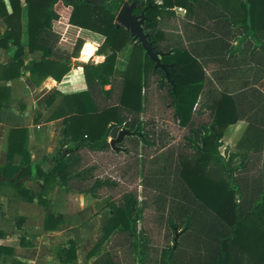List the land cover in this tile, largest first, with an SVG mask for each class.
<instances>
[{
	"label": "trees",
	"instance_id": "1",
	"mask_svg": "<svg viewBox=\"0 0 264 264\" xmlns=\"http://www.w3.org/2000/svg\"><path fill=\"white\" fill-rule=\"evenodd\" d=\"M25 1L29 38L21 43L16 39L20 30L10 22L16 12L20 15L21 0H9L12 13L0 0V17L14 27L0 40L17 46L15 62L4 67L9 79L22 75L25 46L42 52L30 68L36 83L48 76L61 81L85 38L103 37L99 54L105 59L81 65L88 88L64 95L49 117L63 118L65 127L53 168L37 166L32 176L29 130L12 128L0 178L18 176L0 185L11 183L29 201L35 196L20 182L24 177L43 180L42 196L59 179L68 192L110 197L111 216L89 255L108 245L91 264H230L233 246L249 241L251 220L264 210V90L259 86L264 28L254 31L245 24L243 30L244 24L214 0ZM125 1L137 2L135 13L146 8L143 28L165 68L156 67L138 39L116 21ZM243 5L252 20H264V0ZM175 6L186 9L182 17L171 10ZM69 25L83 29L85 36L79 35L69 56L60 58L44 29L54 37L70 36ZM129 46L126 67L116 68L119 52ZM239 120L263 141L253 140V151L224 156L219 151L223 132ZM122 129L130 133L115 148L109 138ZM15 154L21 155L16 165ZM41 202L49 204L46 197ZM60 222L61 216L49 214L44 227L56 229ZM158 228L170 230L173 243L154 245L152 232ZM13 250L0 245V256ZM59 257L61 264H75L76 242L62 247Z\"/></svg>",
	"mask_w": 264,
	"mask_h": 264
},
{
	"label": "crops",
	"instance_id": "2",
	"mask_svg": "<svg viewBox=\"0 0 264 264\" xmlns=\"http://www.w3.org/2000/svg\"><path fill=\"white\" fill-rule=\"evenodd\" d=\"M5 1L7 4L8 12L12 13V6L9 3V0ZM156 1L158 3H162V0ZM214 1H216L219 6L227 10L231 15H234L238 22H241L242 26L244 24V27H242L243 30H245V24L249 27H253L254 31L264 28V20L259 21L257 17H254L252 20L251 14H248V7L243 5L244 0H227L228 2H226V0ZM21 5L22 10L20 12V15L16 12L14 16L10 17V22L11 25L17 27L20 30L19 37L16 35V39L21 43H26L29 38L28 5L25 0H21ZM171 10H173L175 14L180 17H182L186 12V9L181 6H175ZM5 18L6 17L3 16L0 17V36L4 34L7 29H14V27L8 25ZM69 26L70 29H72L70 36L59 35L57 37H54L51 36L50 29H44L45 33L47 34L48 43H52L53 45H55L54 54L57 57L67 58L70 54V51L72 50L75 39L82 34V31H84L81 28H77L71 25ZM81 36L84 37L85 35L82 34ZM102 41L103 37L98 34L90 38H85L83 45H97L95 53L90 57L88 61H85L81 59L80 50L77 57L71 58L73 61V67L61 81L58 82L53 77L48 76L40 83H36L32 79L30 68L35 61H39L41 59L42 52L40 50L30 51L29 47L25 46L23 55L21 56L24 61V66L21 67L22 75L16 78L9 79L4 67L9 66L15 62L14 56L17 46L12 41L6 43L5 41L0 40V103H4L0 108V167L5 165L7 161V149L10 130L16 127H26L29 130L28 149L32 159V176H35L37 166H39L44 171L53 168L57 161V158L59 157L62 143L65 138V127L62 122L63 118L50 120L49 117L53 113H50V111L55 110V108H58L60 105H62L64 95L85 91L88 88L85 73L81 65L88 62L99 63L104 61L105 54H99V47ZM234 44H236V40L234 41ZM126 64L127 58L122 65H120L119 61H117L116 68L124 69L126 67ZM207 74L209 76H212V73L209 69H207ZM259 86L262 90H264V78L260 81ZM106 88H109V85H106ZM55 91H58L59 94L52 103H49L47 99ZM247 128L248 123L243 120H239L225 128L221 139L222 146H220L219 148V151L222 155L228 156L230 152L234 151H239L242 153L250 150L253 151L255 147L251 144L253 140L258 141L259 143L263 141V136L261 134L256 135V133L254 132H248ZM171 130L172 134L178 133V130L174 129L173 127L171 128ZM174 130L176 131V133H174ZM244 135H247L249 145H251V147L246 146L242 147L240 150H232L231 148L237 146L238 143L244 138ZM110 139L112 138L110 137L109 140ZM71 143L72 142L68 143L67 146H70ZM224 145L227 150L222 151L221 147H223ZM227 146H231V148L228 150ZM20 161L21 155L15 154L13 163L16 165L19 164ZM17 176L18 174H16L12 178L2 176L0 178V181L6 178L7 181H9L16 178ZM20 182L34 193L35 198L33 201H29L23 199L20 196L21 199L18 205L20 217H18L19 225L17 224V227L18 230L23 233L20 235L17 243L9 241L11 234L4 224L5 219L0 215V231L3 233V235L0 236V245L9 246L14 249L13 254L10 256H5L4 254H2L0 256V260L12 258V261H14L15 264H31V262L28 261L27 258H21V251L32 250V248L34 249L36 240L40 236L50 237L53 234L67 235L69 233H72V230H69L70 228L64 230L60 229L65 226V218L62 214L63 211L61 210V208L65 207V204L67 203V197L70 194H76L80 200H83L86 196H92L76 191H66L64 185L61 181H59V179L53 182L46 196L41 195V190L43 189V180L34 177H24L20 180ZM36 185L39 187V195H37V190L34 187ZM7 188L15 190L14 186L9 182L0 185V200L7 199L6 194L4 195L1 192V190H6ZM57 195L58 199L56 200ZM43 197L47 198L49 203L48 206L42 204L41 200L43 199ZM92 198L97 200L103 199L95 197ZM34 201H38V204ZM32 205H36L39 208L41 207V209L43 208L42 210H44L42 213H38L40 216L39 224L38 226H36V228L38 229V233H35L33 231L26 233L25 230H30V228L26 229V224L22 225L23 219L28 218L27 216L31 215L28 208ZM108 208L111 212L109 206ZM49 214L62 217V222L59 223L56 229H46L44 227L45 218ZM70 240H74L77 245V240L74 236H69L67 237L66 241L60 242L56 245L54 259L58 264H61V258L59 257L61 248L66 247ZM95 258L96 256L92 257V260L89 262V264H91ZM75 264H79L78 252L77 262Z\"/></svg>",
	"mask_w": 264,
	"mask_h": 264
},
{
	"label": "rangeland",
	"instance_id": "3",
	"mask_svg": "<svg viewBox=\"0 0 264 264\" xmlns=\"http://www.w3.org/2000/svg\"><path fill=\"white\" fill-rule=\"evenodd\" d=\"M226 2L228 1L226 0ZM131 3L132 2L125 1L124 5L129 6ZM96 49L97 45H84L81 49V59L88 61L91 56L86 58L84 54L88 52H93L94 54ZM130 51L131 47L129 46L126 50L119 52L118 61L120 65L126 61ZM53 111L54 110H51L50 113ZM174 133H176L175 130ZM246 146L251 147V145H249L247 135H244V138L238 143L237 146L234 148H231V146L227 147L228 150L230 148L232 150H240L242 147ZM221 150H227L225 145L221 147ZM34 187L37 190V195H39V187L37 185ZM6 190H1L4 195L6 194L7 197H5L7 199L0 200V215L5 219L4 224L11 234L9 241L17 243L20 235L23 233L19 231L17 227V224L19 225L18 217H20L18 205L21 197L14 189L7 188ZM57 199L58 195L56 196V200ZM109 201L110 197L97 200L90 196H86L85 199L80 200L76 194H70L67 197V203L65 204V207L61 208L63 211L62 214L65 218V226L60 229L64 230L70 228L69 230H72V233L67 235L53 234L50 237L40 236L36 240L34 249L32 248V250L21 251V258H27L31 264H58L54 259L56 245L60 242L66 241L67 237L74 236L77 240L79 264H89V262L92 260V257L102 253L108 245L107 242H105L95 255H89L90 251L97 244L98 238L102 234L101 230L103 225L111 216V212L108 208ZM34 202L38 204V201ZM28 209L31 215H28V218L23 219L22 225L26 224V229L30 228V230H25L26 233L32 231L38 233V229L36 228L40 219L38 213H42L44 210H42L43 208L41 209V207L39 208L36 205L29 206ZM251 225L253 226L252 232L247 231L248 233L245 235L249 241L244 242V240H241L242 243H236L233 246L230 264H264V210L262 211L260 218H254L251 220ZM152 234L154 245L165 247L168 244L173 243L172 233L170 230L158 228L154 230ZM0 264L15 263L12 261V258H7L0 260Z\"/></svg>",
	"mask_w": 264,
	"mask_h": 264
},
{
	"label": "water",
	"instance_id": "4",
	"mask_svg": "<svg viewBox=\"0 0 264 264\" xmlns=\"http://www.w3.org/2000/svg\"><path fill=\"white\" fill-rule=\"evenodd\" d=\"M136 7V1L132 2L129 6L123 5L117 14V20L121 25L128 28L131 34L138 39L145 52L150 56L152 61L155 62V66L165 68V64L161 61V53L153 49V45L148 40L147 34L143 28L147 19L145 14L146 8H144L141 13H135ZM129 133V130L122 129L116 138L110 139L112 146L117 148L116 144L120 142L126 134ZM177 238L178 234L176 233L175 243H177Z\"/></svg>",
	"mask_w": 264,
	"mask_h": 264
},
{
	"label": "bare ground",
	"instance_id": "5",
	"mask_svg": "<svg viewBox=\"0 0 264 264\" xmlns=\"http://www.w3.org/2000/svg\"><path fill=\"white\" fill-rule=\"evenodd\" d=\"M84 55H85L86 58H88V57H90V56L93 55V52H90V53L88 52V53H86V54H84ZM98 57H99V56H98Z\"/></svg>",
	"mask_w": 264,
	"mask_h": 264
}]
</instances>
